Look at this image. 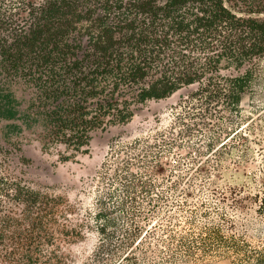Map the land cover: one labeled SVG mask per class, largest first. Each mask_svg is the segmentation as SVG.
<instances>
[{
    "label": "trees",
    "instance_id": "trees-1",
    "mask_svg": "<svg viewBox=\"0 0 264 264\" xmlns=\"http://www.w3.org/2000/svg\"><path fill=\"white\" fill-rule=\"evenodd\" d=\"M262 60L264 0H0V137L16 144L28 134L44 151L82 154L94 133L189 88L188 103L235 115ZM5 154L0 146V264H64L62 244L81 239L88 225H72L62 197L4 171ZM116 179L126 193L147 192L132 171ZM257 202L264 216V195ZM113 210L120 225L106 213L87 214L115 252L125 251L118 264H149L147 233L124 204ZM218 233L205 227L190 244L179 240L182 252L167 245L168 258L150 253L158 264L199 254L264 264V245Z\"/></svg>",
    "mask_w": 264,
    "mask_h": 264
},
{
    "label": "rangeland",
    "instance_id": "rangeland-1",
    "mask_svg": "<svg viewBox=\"0 0 264 264\" xmlns=\"http://www.w3.org/2000/svg\"><path fill=\"white\" fill-rule=\"evenodd\" d=\"M193 91L147 102L130 123L94 133L82 154L63 146L44 151L28 134L16 144L0 137L4 171L62 197L71 207L72 225H88L81 239L62 244L64 264L120 263L125 251L115 252L87 214L100 211L120 225L117 204L147 233L142 250L149 264L160 261L151 251L161 249L162 258L170 255L167 245L182 252L178 241L190 244L205 227L252 247L264 245L257 202L264 195V60L235 115L188 103ZM122 171L140 176L147 192L126 193L116 179ZM113 232L122 238L119 230ZM232 263L229 255L199 254L186 264Z\"/></svg>",
    "mask_w": 264,
    "mask_h": 264
}]
</instances>
